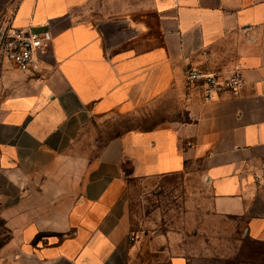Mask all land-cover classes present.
<instances>
[{
    "label": "crops",
    "instance_id": "0c3cea01",
    "mask_svg": "<svg viewBox=\"0 0 264 264\" xmlns=\"http://www.w3.org/2000/svg\"><path fill=\"white\" fill-rule=\"evenodd\" d=\"M96 9L140 21L96 26ZM3 17L51 25L54 39L41 80L0 66V264H140L125 165L139 179L195 175L207 189L194 255L176 247L166 264H230L243 242L264 249V0H0ZM190 66L239 67L240 94L205 99ZM136 112L160 120L92 159L75 152L96 118Z\"/></svg>",
    "mask_w": 264,
    "mask_h": 264
},
{
    "label": "rangeland",
    "instance_id": "374dc122",
    "mask_svg": "<svg viewBox=\"0 0 264 264\" xmlns=\"http://www.w3.org/2000/svg\"><path fill=\"white\" fill-rule=\"evenodd\" d=\"M90 20L101 25L108 18L133 19L134 14L124 12L111 16L94 11ZM102 15V16H101ZM160 112L133 114H110L101 116L84 130L76 142L75 152L89 159L97 156L103 147L114 137L130 129H149L147 124L160 120ZM189 166H200L199 163ZM126 169L131 171L130 165ZM195 175H172L158 178L128 180L130 197V220L132 230L139 240L138 262L166 264L176 253V247L184 255L192 257V233L199 221H202V208L197 204L204 202L207 189L197 181ZM1 240V239H0ZM236 246L234 242V247ZM236 249L230 264H247L251 261L264 263V249L259 244L243 242ZM135 259L133 264L135 263Z\"/></svg>",
    "mask_w": 264,
    "mask_h": 264
},
{
    "label": "built area",
    "instance_id": "2783aa9c",
    "mask_svg": "<svg viewBox=\"0 0 264 264\" xmlns=\"http://www.w3.org/2000/svg\"><path fill=\"white\" fill-rule=\"evenodd\" d=\"M53 39L51 25L37 30L31 26L14 25L12 17L1 18L0 66L8 61L16 69L30 74L36 80H41L43 78L42 65ZM185 79L189 85L200 88L205 99H211L221 92H229L237 96L244 83L239 67L222 73L207 72L190 66L185 71Z\"/></svg>",
    "mask_w": 264,
    "mask_h": 264
},
{
    "label": "trees",
    "instance_id": "16d2710c",
    "mask_svg": "<svg viewBox=\"0 0 264 264\" xmlns=\"http://www.w3.org/2000/svg\"><path fill=\"white\" fill-rule=\"evenodd\" d=\"M124 172H125V174H126V177H127V180H129L130 178H132L133 177V171H132V168H131V171H128L127 169H126V165L124 166ZM5 233V232H4ZM7 238H8V235L7 234H5L3 237H0V247L3 245V243L7 240Z\"/></svg>",
    "mask_w": 264,
    "mask_h": 264
}]
</instances>
